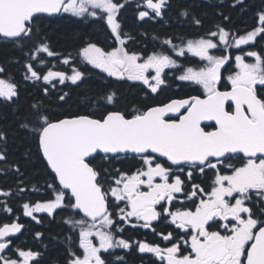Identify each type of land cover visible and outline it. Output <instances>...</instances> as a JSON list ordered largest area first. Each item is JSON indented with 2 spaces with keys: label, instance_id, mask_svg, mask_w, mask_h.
I'll use <instances>...</instances> for the list:
<instances>
[{
  "label": "snow or ice",
  "instance_id": "1",
  "mask_svg": "<svg viewBox=\"0 0 264 264\" xmlns=\"http://www.w3.org/2000/svg\"><path fill=\"white\" fill-rule=\"evenodd\" d=\"M127 3L0 0V42H11L27 57L22 79L39 83L42 97L17 117L18 127L50 172L47 198L22 203L21 214L42 224L39 213L53 219L58 210L70 213L63 219L72 234L66 238V264H112L116 249L148 255L150 264H264V7L250 29L234 28L231 16L218 11L220 23L204 35L180 44L168 37L161 47L172 54L144 55L129 47L134 37L121 19ZM170 6V0H139L136 19L162 21ZM228 6L247 10L245 0H230ZM64 14L105 25L110 46L89 41L77 55L108 78L139 82L146 96H156L168 86L165 70L175 69L179 75L174 79L198 85L202 95L143 109L118 107L114 89L88 88V72L70 53L59 60L66 70L46 59L61 54L51 47L40 21ZM180 16L194 26L203 24L190 8ZM173 54H190L203 66L182 67ZM224 81L229 87H220ZM71 86L90 93L79 97L75 110ZM19 95L20 84L0 63V101L15 105ZM53 97L58 108L68 110L51 109L44 101ZM7 145L8 134L0 128V175L16 176L15 192L0 187V214L11 218L0 223V264H41L42 251L17 243L26 225L10 203L38 191L25 183L24 164L33 153L29 148L22 154L25 161L10 159ZM128 156L137 161L135 170L116 166ZM209 173L206 188L197 176ZM160 221L174 231L158 232ZM126 227L150 230L166 243L126 238ZM43 237V232L34 233L36 240ZM115 260L126 264L124 256Z\"/></svg>",
  "mask_w": 264,
  "mask_h": 264
},
{
  "label": "trees",
  "instance_id": "2",
  "mask_svg": "<svg viewBox=\"0 0 264 264\" xmlns=\"http://www.w3.org/2000/svg\"><path fill=\"white\" fill-rule=\"evenodd\" d=\"M171 6L167 10L165 19L158 23L138 22L136 14L131 8H128L124 14V28L129 33L136 35L137 40L133 43L134 49H141L149 51L158 45V42L165 38L171 37L176 44L181 43V39H194L204 35L209 29H213L214 25L220 23V16L218 11H223L225 14L231 16L234 28L241 31L250 29L254 24L255 13L264 7V0H245L246 11H241L240 8L233 9L229 7L230 0H224V5L221 6V0H171ZM190 8L196 15L203 20L201 27L194 26L190 18L180 16V12ZM40 27L43 33L48 37L51 47L58 53L63 55L71 54L85 43L91 41L98 44H103V41L109 38L106 27L100 21L84 23L82 21L73 19L68 16L58 18L44 17L40 21ZM216 54H219L218 52ZM27 57L24 56L20 50L11 42H0V63L4 64L7 69V74L14 78L20 84V95L15 105L0 101V128L6 130L8 134V149L10 159H19L25 161L22 155L26 149H31L33 159L24 164V171L26 174V185L29 189L35 186L38 191H27L16 196L10 200L13 209L21 213L20 205L27 201H36L47 198L45 191V181L50 179V172L46 168L43 161L36 157L35 144L28 139V134L18 127L19 117H23L29 111V106L37 100L42 99L39 83L23 81V63ZM16 61H19L17 63ZM50 65H58L57 60H49ZM198 61L190 57L182 59V67H194L198 65ZM88 72L87 86L95 92L103 90L114 89L119 97V105L121 108H140L152 106L163 103L170 98L187 96L190 93L197 92L195 88H191L183 83L178 82L171 75L169 77L170 86L162 90L159 95L153 96L151 94L145 95V90L139 82H119L112 78H108L98 72L85 68ZM232 70V69H231ZM227 75V73H225ZM177 86V88H176ZM64 91H69L68 87L58 85ZM85 94V87L76 89L71 86V107L75 110L79 103V97ZM46 104L55 111H66L68 106L58 108L54 97L49 100L45 99ZM14 109L16 112L14 113ZM138 165L136 160H123L116 166L122 170H131ZM0 187H11L16 190V176L12 173L7 175H0ZM70 213L67 211H59L53 220L43 216V223L36 224L28 219L21 217V222L26 225V230L23 231L19 237L21 246L27 245L44 253L41 264H66L67 250L70 247V242L66 239L70 232L68 227L63 223V219ZM8 219V218H7ZM40 231L44 233L41 240L34 238V233ZM130 235L136 237L141 236L140 230H128ZM46 246V247H45ZM133 264H137L139 257L135 252L131 254ZM112 264H122V262ZM127 264V263H126Z\"/></svg>",
  "mask_w": 264,
  "mask_h": 264
},
{
  "label": "flooded vegetation",
  "instance_id": "3",
  "mask_svg": "<svg viewBox=\"0 0 264 264\" xmlns=\"http://www.w3.org/2000/svg\"><path fill=\"white\" fill-rule=\"evenodd\" d=\"M203 1H208V0H203ZM170 2H171V0H170ZM137 3H139V0H128L127 7H126L124 10H122V14H121L122 24H124V19H125V18H124V14H125V12H126V10H127L128 8H131V9L133 10V12L136 14V12H137V8H136ZM64 16L71 17V18H73V19H76V20L82 21V22H84V23H86V24H87V23H90V22H94V21L91 20V19H88V20H82V19H80V18L72 17V16L69 15V14H64ZM58 17H62V16L52 17L51 19H53V18H58ZM96 21H99V20H96ZM162 21H163V20H162ZM138 22H140V21H138ZM146 22L158 23L159 21H146ZM102 24H103V23H102ZM104 26H105V25H104ZM123 26H124V25H123ZM124 29H125V31H127L126 28H124ZM127 32H128V31H127ZM130 34L134 37V41H129V47H130L132 50H135V51H137V52H140V53H142V54H144V55H147V54L151 53L152 51H162V50H166V51L169 52V54H172V53L170 52V50H167V49H165V48H162V47H161V43H159V42H158V45H157L156 47L152 48V49L149 50V51H144V50H141V49H134V44H133V43L137 40V38H136V35H135V34H133V33H130ZM94 43H96V42H94ZM102 43H103V44H98V43H97V44H98L99 46H101V47L107 49V48L110 46V44L112 43V41H111V39H110V37H109L108 39H106V41H103ZM85 45H86V43H85L84 45L80 46V47L77 49V51L72 52V53L74 54V55H72V57L74 58V63H78V66L81 67V68L84 69V70H85V68H89V69L92 70V71L98 72V73H100V74L106 76V74L101 73L100 70H98V69H94V68H92L90 65L85 64V63L82 61V59L77 55L78 50H79L80 48H82L83 46H85ZM173 57L176 58V59H178V62L180 63L181 66L183 65V64H182V59H184L185 57H179V58H177V57L174 56V54H173ZM186 57L193 58V59L196 60V61L199 60V59L196 58V57H192L190 54H186ZM46 59H47L48 61H49V60H57V61H58V65H57L56 67H57L58 69H60V70H66V66H64V65H62V64L59 63L60 57H46ZM196 66H197V65H196ZM196 66H194V67H196ZM183 67H184V66H183ZM165 71L169 73V76H168V86L164 87L163 90L169 88L170 86H173V85L170 84V79H169V77H170L171 75H173V73H174V75H179V72H178L177 70H175V69H166ZM88 72H89V71H88ZM171 77H172V76H171ZM171 77H170V78H171ZM177 81L180 82V83H183V84H185V85H187V86H189V87H191V88H195V90H197V92L190 93V94L187 95V96H191V95H202V89H200V87H199L198 85H193V84H191L190 82H183V81H179V80H177ZM228 86H229V85H227V82H226V81H224V83H223V84L221 83V85H220L221 88L228 87ZM176 88H177V86H176ZM187 96H183V97H179V98H185V97H187ZM176 98H178V97H176ZM167 101H168V100H167ZM167 101H165V102H167ZM165 102H163V103H165ZM125 159H126V160H134V159L131 158V156L124 158V161H125ZM136 167H139V165H137ZM136 167H134V168L131 169V170H135ZM211 175H212L211 173H209L208 177H199V175H198V176H197L198 182H201V183H202V186H204V187L207 188V187L211 184ZM0 199H4V198H3V197H0ZM185 203H186V204H190V202H185ZM181 206H182L181 204L176 203V207H181ZM14 212H15L17 215L22 216L24 219H28V220L32 221L30 218H28V217H24V216H23L18 210L14 209ZM37 215L40 216V217H43V216L48 217L47 214H44V213H39V214H37ZM7 218H8V219H7ZM48 218H49L50 220H53V218H51V217H48ZM10 219H11L10 217H8V216H6V215H3V214H0V223H2V222H6V221H9ZM20 222H21V217H20ZM32 222H34V221H32ZM34 223H35V222H34ZM155 226H156L158 232H165V233H167V232H169V231H174V226L168 224V223L165 222V221H160V222L156 223ZM129 229H130V230H140V231L142 232V234H141V236H139V237H136L135 235H130V233H129V231H128ZM69 234H71V233H69ZM17 235H18V237L21 236V234H17ZM124 236H125L126 238H129V239H132V240H145V239H146V240H148V241H155V242L162 243V244H163V243H166V242L161 241V240H160V237H158V236L152 234V233L150 232V230H147V229H132V228H130V227H126V231H125V233H124ZM74 240H75V237H74ZM17 243L20 244V243H19V239L17 240ZM76 244L78 245V241H76ZM20 245H21V244H20ZM72 246H75V245H72ZM133 252H135V253L137 254V256L139 257V260L137 261V264H150L149 256H148V255L141 256V255L138 254L134 249H133L130 253H126V252H125L124 250H122V249H116V250L114 251V253H113V257H111V258H109V259H110L112 262H114V263H119V262H121V261L115 260V256H124V257H125V261H126L127 264H133V263H132V259H131V254H132Z\"/></svg>",
  "mask_w": 264,
  "mask_h": 264
}]
</instances>
